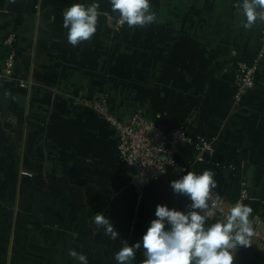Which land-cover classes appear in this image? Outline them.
Instances as JSON below:
<instances>
[{
  "label": "crops",
  "instance_id": "0c3cea01",
  "mask_svg": "<svg viewBox=\"0 0 264 264\" xmlns=\"http://www.w3.org/2000/svg\"><path fill=\"white\" fill-rule=\"evenodd\" d=\"M93 2L0 0V264H79L70 250L87 264H117L122 240L140 239L157 204L186 210L187 197L169 186L176 178L134 183L106 116L206 140L211 150L196 170L215 173L225 213L245 191L241 202L264 232V55L254 87L233 99L237 65L264 53V21L245 28L241 0H150L156 22L116 28L109 0H95L97 30L73 46L63 12ZM177 161L192 163L193 147ZM204 211L208 224L224 220ZM97 213L116 239L94 223ZM233 254V264H264L256 244Z\"/></svg>",
  "mask_w": 264,
  "mask_h": 264
},
{
  "label": "clouds",
  "instance_id": "9594fccd",
  "mask_svg": "<svg viewBox=\"0 0 264 264\" xmlns=\"http://www.w3.org/2000/svg\"><path fill=\"white\" fill-rule=\"evenodd\" d=\"M111 9L119 14L121 26L150 25L156 22L150 0H109ZM245 17V28L257 21H264V0H241L236 5ZM99 4L75 3L63 12V27L67 29L68 42L76 46L90 40L97 30ZM211 169L196 173L186 170L179 179L169 182L173 194L187 197L186 210L157 204L154 219L140 239L132 244L122 240L121 249L115 254L117 264H132L135 252L143 249L142 264H233L234 250L248 247L253 229L249 222L252 208L242 202L231 207L226 219L208 224L205 209L215 193L217 181ZM94 223L102 227L106 235L116 239L120 233L103 213L94 215ZM69 255L87 264L83 254L70 250Z\"/></svg>",
  "mask_w": 264,
  "mask_h": 264
},
{
  "label": "built area",
  "instance_id": "2783aa9c",
  "mask_svg": "<svg viewBox=\"0 0 264 264\" xmlns=\"http://www.w3.org/2000/svg\"><path fill=\"white\" fill-rule=\"evenodd\" d=\"M115 27H122L119 23V14L115 16ZM264 41V35H263ZM4 45L11 48L14 43V35L10 34ZM264 53L261 51L258 57L251 62L237 65L235 76V92L233 99L238 102L242 96L254 87L255 76ZM15 74V56L10 51L3 61V76L12 80ZM117 137V152L120 160L134 177L145 182H156L169 176L179 179L186 170L200 173L195 164L203 162L204 153L210 151V143L203 138L190 137L183 128L165 130L148 120L138 116H130L121 120L113 116L104 117ZM193 147V161L188 165H180L177 156L185 146ZM29 176V174H26ZM218 193L217 190H214ZM219 195V194H218ZM245 191L242 192L240 202L245 199ZM208 206L210 211L219 218L226 219L227 214L222 209V200L212 195ZM249 222L253 229V235L249 239V245L256 244L261 252H264V232L260 229L259 222L249 216Z\"/></svg>",
  "mask_w": 264,
  "mask_h": 264
},
{
  "label": "water",
  "instance_id": "95a60500",
  "mask_svg": "<svg viewBox=\"0 0 264 264\" xmlns=\"http://www.w3.org/2000/svg\"><path fill=\"white\" fill-rule=\"evenodd\" d=\"M134 183L137 185V186H143V181H141L139 178L135 177L134 178Z\"/></svg>",
  "mask_w": 264,
  "mask_h": 264
}]
</instances>
